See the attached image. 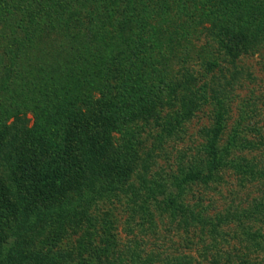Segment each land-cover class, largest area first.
I'll return each mask as SVG.
<instances>
[{
    "label": "trees",
    "instance_id": "trees-1",
    "mask_svg": "<svg viewBox=\"0 0 264 264\" xmlns=\"http://www.w3.org/2000/svg\"><path fill=\"white\" fill-rule=\"evenodd\" d=\"M16 1L10 4V0H0V58L8 57L7 63H42L45 54L54 52L57 36L74 30V38L62 41L66 66L54 65L42 81L59 88L58 93L65 95L63 100L69 101L60 105L57 93L51 92L50 96L43 89L45 85L34 79L28 82L26 78L22 83L23 87L39 90L37 102L44 108L43 116L52 109H65L63 142H52L48 132L39 130L37 135L29 125L26 111H8L1 106L6 98L0 96V264H111L101 254L108 252L112 258L116 254L100 243L95 244V240L98 230L111 227L113 220L109 219V213L104 214L105 219L96 229L98 223L96 218L89 219L84 198L89 196L87 203L93 201L100 189L93 190L97 181H103V186L119 184L127 182L133 172L132 158L121 155L113 136L115 123L121 118H139L147 125L153 122L161 126L162 107L158 104L164 100L163 93L172 102L178 91L183 98L187 94L188 101L182 102L187 116L213 104L218 93L209 86L210 82L199 85L196 76L210 74L214 59L204 62L202 73L193 65L185 67L184 81L175 75L165 79L161 75L163 70H158L160 56L152 50L153 44L157 46L159 42L162 27L165 31L167 27L174 28V34L180 33L178 26H173L182 18L189 22L188 27L198 23L199 28L205 21L194 15L196 4L192 13L188 6L177 7L173 0H28L20 4ZM214 2L201 3V7L215 5ZM233 2L239 7L234 11L229 8L225 28L215 31L222 38L213 35L211 27L205 30L222 43L228 54L232 50L236 56L240 52L253 54L264 47V0ZM226 9L220 6L218 11L225 13ZM183 24L182 20L180 26ZM95 35L102 38L98 41ZM17 38L21 46L15 43ZM46 46L49 52L41 50ZM189 58L184 56L182 63H188ZM91 78L97 79L96 87L101 90L95 102L91 93L83 99L71 96L86 90L92 84L93 80L87 83ZM216 100L219 108L210 149L212 170L219 171L227 161L233 164L235 158L228 159L229 152L224 153L216 145L226 126L224 114L230 109L223 96ZM186 179L207 184L213 177L204 179L195 172ZM105 191H109L108 187ZM73 236L76 238L72 239ZM131 254L134 264H153L155 259Z\"/></svg>",
    "mask_w": 264,
    "mask_h": 264
},
{
    "label": "rangeland",
    "instance_id": "rangeland-1",
    "mask_svg": "<svg viewBox=\"0 0 264 264\" xmlns=\"http://www.w3.org/2000/svg\"><path fill=\"white\" fill-rule=\"evenodd\" d=\"M13 1L10 0V4ZM210 1H216L215 5L201 7ZM228 1L226 4L223 0H173L177 7L188 6L192 13L194 9L191 8L196 4L194 15L205 22L199 28L198 23L188 27L189 22L182 18L185 24L180 26L182 20L176 22L173 27L178 26L180 33L174 34V28L167 27L165 31L162 27L158 32L160 44L158 42L156 46L155 43L152 47L160 56L158 70H163L160 71L165 79L176 76L184 81L185 67L193 65L202 73L204 62L208 58L214 59L216 63L212 64L210 74L196 76L199 85L210 82L209 86L219 94L213 98V104L187 116L182 103L188 101L187 94V98H183V93L178 91L172 102L173 99L164 98L163 93L161 98L164 100L158 104L162 107L161 126L153 122L147 125L139 118H121L115 123L116 145L121 155L132 158L133 172L127 182L103 186V181H97L93 190L100 189L93 201L87 203L89 196L84 198L89 219L96 218L98 223L96 229L105 219L104 214L109 213V219L113 220L111 227L98 230L95 240V244L100 243L116 254L114 258L108 252L101 254L103 259L108 257L107 263L134 264L131 253H136L141 259L155 258L153 264H264V47L253 54L240 52L236 56L234 50L228 54L222 43L208 30L206 32L205 28L211 27L213 35L222 38L215 32L216 28H225L229 8L234 11L239 7L232 5L235 0ZM220 6L221 9L228 8L225 13L218 11ZM168 30L171 31L168 33ZM68 31L55 38L57 45L48 61L49 54L42 57V63H7L8 57L4 56L0 62V96L7 100L1 106L8 111L24 109L33 131L37 135L39 130L48 132L52 142L59 144L63 142L65 109H52L43 116L44 108L37 102L39 90L23 87L22 83L26 78L28 82L34 79L42 86L43 78L50 75L54 65L66 66L62 41L69 42L74 38V30ZM94 37L98 41L102 38L101 35ZM17 40L15 43L21 46L22 42ZM74 48L71 47L77 51ZM41 50L50 51L49 46L41 47ZM184 56L190 57L188 63H182ZM37 68H40L39 72ZM96 80L88 79L87 83L92 81V84L80 94L71 96L83 99L91 93L95 102L101 94ZM44 85L43 89L49 91L50 96L51 92L57 93L55 96H59L60 105L69 101L63 100L65 95L58 93L59 88ZM221 96L230 109L224 114L226 126L216 139V145L223 148L224 153L229 152L228 159L235 158V162L227 161L221 170L214 171L210 146L219 108L216 99ZM50 115L51 122H48ZM195 172L204 179L212 175L213 180L205 184L186 179L188 174ZM107 187L109 191H105ZM170 200L172 204L168 203Z\"/></svg>",
    "mask_w": 264,
    "mask_h": 264
}]
</instances>
